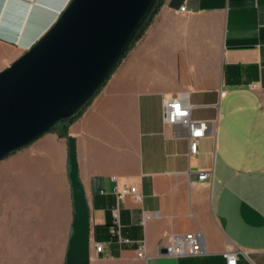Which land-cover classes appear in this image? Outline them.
I'll return each instance as SVG.
<instances>
[{
  "label": "crops",
  "instance_id": "crops-1",
  "mask_svg": "<svg viewBox=\"0 0 264 264\" xmlns=\"http://www.w3.org/2000/svg\"><path fill=\"white\" fill-rule=\"evenodd\" d=\"M70 1L0 0V71ZM159 7L99 94L66 124L67 136L62 124L0 161V247H17L1 262L66 263L75 216L70 137L90 211V264H226L227 250L236 264H264V0ZM168 98L209 124L194 156L188 129L164 122ZM207 170L208 182L197 181ZM117 184L136 185L142 200L119 199ZM197 231L201 255H165L173 235Z\"/></svg>",
  "mask_w": 264,
  "mask_h": 264
},
{
  "label": "water",
  "instance_id": "water-1",
  "mask_svg": "<svg viewBox=\"0 0 264 264\" xmlns=\"http://www.w3.org/2000/svg\"><path fill=\"white\" fill-rule=\"evenodd\" d=\"M158 2L71 0L47 32L0 71V161L87 105L122 62ZM68 141L75 216L65 260L90 264V211L78 179L75 141Z\"/></svg>",
  "mask_w": 264,
  "mask_h": 264
},
{
  "label": "built area",
  "instance_id": "built-area-1",
  "mask_svg": "<svg viewBox=\"0 0 264 264\" xmlns=\"http://www.w3.org/2000/svg\"><path fill=\"white\" fill-rule=\"evenodd\" d=\"M181 11L186 12V8L182 7ZM164 111H165V124L182 126L188 129V137L190 139V146L188 150L190 151V156H194L198 153L199 140L205 137V133L209 127V124L206 122L194 121L191 119V110H189L187 104L180 98H168L164 103ZM211 170L207 171H199L197 173V181L199 182H208V180L213 176ZM114 179V178H113ZM116 180V179H114ZM116 196L119 199H123L128 195H133L135 201L139 202L142 200V196L140 192L137 190L136 185L129 186H120L119 184L113 189ZM119 209L113 211V218L115 220V225L119 227L120 218L118 216ZM151 215L145 214V219L150 218ZM113 236L117 238L120 242L128 243L129 241L122 238L120 236L119 231L113 232ZM204 233L202 231H197V233H185L184 235L178 236L173 235L171 239H169V243L164 245V249L166 250L165 255L167 256H177V257H185L192 256L196 257L201 255L205 251V241H204ZM95 250L97 252L102 251V245L99 243H95ZM145 246L142 247L140 253H138L139 257H145ZM224 255L227 259L226 264H236L237 263V253L231 250H227L224 252Z\"/></svg>",
  "mask_w": 264,
  "mask_h": 264
},
{
  "label": "trees",
  "instance_id": "trees-1",
  "mask_svg": "<svg viewBox=\"0 0 264 264\" xmlns=\"http://www.w3.org/2000/svg\"><path fill=\"white\" fill-rule=\"evenodd\" d=\"M160 3H161V0H159V2L155 5V9H154V11H153V14L151 15V16H149V18H148V21H147V24L141 29V30H139V32H138V36H137V38H136V40H135V42L131 45V46H133L135 43H137V41L143 36V34H144V30H147V28H148V26H149V24H150V22H151V18H152V16H154L158 11H159V5H160ZM130 46V47H131ZM131 49V48H130ZM104 85V84H103ZM102 85V86H103ZM101 90V89H100ZM99 90V91H100ZM99 94V92L94 96V97H96L97 95ZM93 98V97H92ZM92 98L89 100V102L87 103V105L83 108V109H81V110H79L77 113H75L74 114V116L72 117V118H66V119H64V120H62L59 124L61 125L63 122L65 123V124H63V126H64V130H63V134L65 135V136H67L68 135V128H66V124H70V123H72L76 118H78L79 116H80V114L81 113H83V111H85V109L87 108V106L91 103V100H92ZM59 124H57V125H59ZM57 125H55L52 129H54L55 127L57 128Z\"/></svg>",
  "mask_w": 264,
  "mask_h": 264
},
{
  "label": "rangeland",
  "instance_id": "rangeland-1",
  "mask_svg": "<svg viewBox=\"0 0 264 264\" xmlns=\"http://www.w3.org/2000/svg\"><path fill=\"white\" fill-rule=\"evenodd\" d=\"M62 124H65L64 122L62 123ZM61 124V125H62ZM60 124L59 125H57L58 127H60L61 126ZM28 248H30V249H33V248H31V247H27V248H25L26 249V252H27V250H28ZM60 249H61V247H59V255L58 256H60L61 255V251H60ZM8 250L10 251V253L12 254L14 251H16L17 250V247H14V248H8V247H0V258H1V256H2V254H5V253H7L8 252ZM9 253V252H8ZM62 256V255H61ZM0 264H7V263H3V262H1L0 261ZM66 264V263H65Z\"/></svg>",
  "mask_w": 264,
  "mask_h": 264
}]
</instances>
